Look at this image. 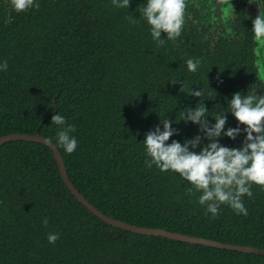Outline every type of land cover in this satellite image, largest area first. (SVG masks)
I'll use <instances>...</instances> for the list:
<instances>
[{"label":"trees","instance_id":"16d2710c","mask_svg":"<svg viewBox=\"0 0 264 264\" xmlns=\"http://www.w3.org/2000/svg\"><path fill=\"white\" fill-rule=\"evenodd\" d=\"M131 1L115 8L112 0H35L38 9L17 13L10 0H0V64L8 63L0 71V136L50 139L80 193L115 219L264 248L259 186H252V198L242 197L247 216L221 205L212 218L198 203L202 193L187 194L192 186L178 173L145 166L143 140L157 125L163 130L164 118L179 130L166 143L201 135L197 152L208 143L197 124L177 122L187 108L204 104L210 124L224 113L225 130L237 127L227 112L236 83L217 57L204 69L209 44L197 54L190 33L158 45L139 13L140 0ZM188 59L201 61L196 72L188 71ZM191 88L202 89L201 97L187 94ZM57 113L75 125L72 154L56 143L60 128L51 117ZM245 136L217 139L239 148ZM49 233L59 234L55 244ZM0 264H264V255L107 224L65 184L49 146L20 139L0 145Z\"/></svg>","mask_w":264,"mask_h":264},{"label":"clouds","instance_id":"9594fccd","mask_svg":"<svg viewBox=\"0 0 264 264\" xmlns=\"http://www.w3.org/2000/svg\"><path fill=\"white\" fill-rule=\"evenodd\" d=\"M13 10L17 13L27 12L32 7L39 8L35 0H10ZM221 9L224 5H232L230 0H216ZM115 8H129L130 0H112ZM187 0H146L145 6L139 9L140 15L150 26V33L158 45H163L161 33L167 34V39L175 42L181 36L185 25ZM129 23L138 21L132 16L127 17ZM227 19V15H225ZM252 33L254 40L264 47V12L252 21ZM200 60L188 59L186 61L189 72H196ZM8 68L7 60L0 64V71ZM177 81H171L176 83ZM183 92V87L180 89ZM255 93V90H253ZM191 96L201 97V90L189 89ZM229 110L238 122V126L228 127L225 130L227 117L223 114L214 116L215 123L210 124L206 119L208 109L204 104L195 108H187L181 113L183 120L193 122L199 126V131L204 134L203 139L208 141L199 152L195 151L202 143L201 135L187 139L184 143L176 140L169 141L179 130L172 127L173 121L168 118L161 120L160 125L154 131H149L144 142L145 166L151 169L153 166L161 172L178 173L192 187L187 189V194L202 193L198 198L201 206H206L205 215L212 214L215 218L221 205H228L237 215H248L242 197H253L251 188L253 185L264 190V95L248 94L242 96L240 92L233 94L228 104ZM51 123L59 126L56 134V143L68 154H72L77 148V140L71 134L76 131L75 125L67 124L66 118L59 113L51 117ZM239 125H243L241 129ZM246 133L244 142L239 148H230L219 143L218 137L227 136L233 140ZM255 133V135H254ZM50 142V141H49ZM190 146L191 149L190 150ZM43 223L47 225L45 218ZM59 239L58 233H49L47 240L55 244Z\"/></svg>","mask_w":264,"mask_h":264},{"label":"flooded vegetation","instance_id":"af4514ba","mask_svg":"<svg viewBox=\"0 0 264 264\" xmlns=\"http://www.w3.org/2000/svg\"><path fill=\"white\" fill-rule=\"evenodd\" d=\"M230 3L222 6L225 12L216 0H187L182 32L190 33L197 54L204 42L209 44V48L203 47L207 52L203 58L204 69L216 63V57L221 65L229 67L232 73L229 77L236 83L233 94L264 95V80L259 76L260 70H264V47L255 42L252 33L253 19L259 11L264 12V0H230ZM130 4L134 3L130 0ZM140 4L145 6L146 0H140ZM190 25L197 31L190 32ZM161 39L168 41L167 34L162 32Z\"/></svg>","mask_w":264,"mask_h":264},{"label":"water","instance_id":"95a60500","mask_svg":"<svg viewBox=\"0 0 264 264\" xmlns=\"http://www.w3.org/2000/svg\"><path fill=\"white\" fill-rule=\"evenodd\" d=\"M27 140V141H34L43 143L51 148L52 154L58 164L61 176L71 190V192L77 197V199L86 206L94 215L102 219L107 224L113 225L115 227L122 228L124 230H129L139 234H147V235H156V236H163L174 240H180L195 244H204L207 246L219 247V248H226V249H233L248 253H257L264 255V248H258L255 246L250 245H241V244H232L228 242H220L217 240L203 238L199 236H191L187 234H182L178 232H171L161 228H152V227H145V226H137L133 225L118 219H115L111 216L104 214L101 210H99L96 206H94L80 191L76 188L74 183L70 180L67 167L65 165L62 153L60 149L56 146L54 142L50 139L42 136L39 133L29 134V133H11L7 135L0 136V145L12 141V140ZM50 141V142H49Z\"/></svg>","mask_w":264,"mask_h":264},{"label":"rangeland","instance_id":"374dc122","mask_svg":"<svg viewBox=\"0 0 264 264\" xmlns=\"http://www.w3.org/2000/svg\"><path fill=\"white\" fill-rule=\"evenodd\" d=\"M259 76L264 80V70H260Z\"/></svg>","mask_w":264,"mask_h":264}]
</instances>
